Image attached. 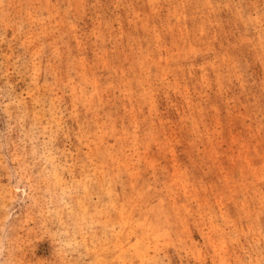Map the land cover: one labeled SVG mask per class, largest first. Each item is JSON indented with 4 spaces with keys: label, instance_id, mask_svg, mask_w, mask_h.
<instances>
[{
    "label": "rangeland",
    "instance_id": "374dc122",
    "mask_svg": "<svg viewBox=\"0 0 264 264\" xmlns=\"http://www.w3.org/2000/svg\"><path fill=\"white\" fill-rule=\"evenodd\" d=\"M0 264H264V0H0Z\"/></svg>",
    "mask_w": 264,
    "mask_h": 264
}]
</instances>
